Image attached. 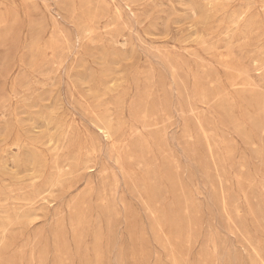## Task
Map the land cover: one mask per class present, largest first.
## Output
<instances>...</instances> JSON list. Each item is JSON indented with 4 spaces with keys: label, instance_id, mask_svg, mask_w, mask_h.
<instances>
[{
    "label": "rangeland",
    "instance_id": "374dc122",
    "mask_svg": "<svg viewBox=\"0 0 264 264\" xmlns=\"http://www.w3.org/2000/svg\"><path fill=\"white\" fill-rule=\"evenodd\" d=\"M0 264H264V0H0Z\"/></svg>",
    "mask_w": 264,
    "mask_h": 264
},
{
    "label": "bare ground",
    "instance_id": "6f19581e",
    "mask_svg": "<svg viewBox=\"0 0 264 264\" xmlns=\"http://www.w3.org/2000/svg\"><path fill=\"white\" fill-rule=\"evenodd\" d=\"M212 5V4H211ZM218 52V51H217ZM240 76V75H239Z\"/></svg>",
    "mask_w": 264,
    "mask_h": 264
}]
</instances>
